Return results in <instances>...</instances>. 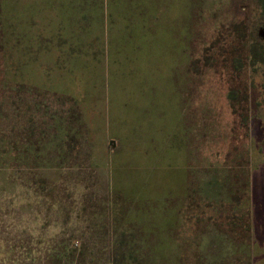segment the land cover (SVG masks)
<instances>
[{
    "label": "rangeland",
    "instance_id": "1",
    "mask_svg": "<svg viewBox=\"0 0 264 264\" xmlns=\"http://www.w3.org/2000/svg\"><path fill=\"white\" fill-rule=\"evenodd\" d=\"M262 2L162 0L149 6L147 15L157 18L149 34L157 41L161 23L158 37L169 54L164 50L160 62L179 65L173 57L186 47L189 73L176 69L165 75L162 67L161 74L146 78L126 70L125 76L137 78L110 81V114L126 126L114 137L107 96L90 95L83 102L89 120L84 166L61 175L26 165L31 143L25 129L48 118L37 110L42 96L34 84L39 82L6 79L10 69L0 46V264H264ZM22 16L20 25L28 27L31 20ZM22 33L28 40L26 30ZM141 37L132 26L124 47V60L132 66L124 69L138 64L132 55L141 52ZM72 65L82 69L78 62ZM82 70L86 74V66ZM60 83L65 82H55ZM70 83L76 94L94 85ZM53 93L46 101L51 110L65 112L74 105L68 99L60 104L61 92ZM170 115L177 157L168 163ZM187 131L189 146L182 145ZM15 142L23 155L18 162ZM123 180L135 192L120 199L111 189ZM245 183L251 230L230 232L225 217L232 209L239 205V220L244 219ZM216 193L220 201L207 206L204 197ZM176 239L180 248H167ZM144 242L148 247L141 246Z\"/></svg>",
    "mask_w": 264,
    "mask_h": 264
},
{
    "label": "crops",
    "instance_id": "2",
    "mask_svg": "<svg viewBox=\"0 0 264 264\" xmlns=\"http://www.w3.org/2000/svg\"><path fill=\"white\" fill-rule=\"evenodd\" d=\"M11 1L14 0H0V46L5 50L6 64L10 69L6 73V79L17 82H46L47 95L54 94V91L61 92L58 99L63 97V100L58 102L62 105L66 104L65 100L74 97L70 100L74 104L70 109L79 111L83 122V134L74 142L78 146L79 152L76 154H79L80 158L83 144L86 146L87 142L85 133L89 131L88 114L83 102H87L90 95L107 96V114L111 121L110 137H114L120 128L126 126L121 125L120 120L114 121L110 114V81L137 78L125 76L126 70L140 77L145 75L146 78L149 75L152 78L161 74L162 67L165 75L176 69L186 75L189 73L192 59L189 53L185 52L186 47L178 50L176 46L178 51L173 59L179 65L168 59L162 63V52L165 50L164 54H169L166 45L161 44L158 37L161 34V23L157 21V41L154 40L153 32L149 34L153 30V21L157 18L148 16L147 8L155 2L161 3L162 0H31L30 3L24 0H16V3ZM137 7L138 10L135 9ZM22 14L23 20L24 14L31 20L28 27L20 25ZM6 16H12V19H7ZM132 26H138L141 31V52L132 55L138 57V64L132 69H124L125 66H132L124 60V47L130 38ZM24 30L30 35L28 40L24 39ZM153 56L157 60H153ZM74 62L81 64L82 69L86 66V74L82 69H72ZM31 66H34V69ZM24 67L26 73L23 72ZM11 70H14V73ZM58 81L65 83L56 85L55 82ZM70 82H93L94 85L92 89L87 87L83 89L84 93L76 94ZM99 107L96 104V111ZM101 115L102 109L99 112L100 128L103 124ZM90 145L91 143L88 147Z\"/></svg>",
    "mask_w": 264,
    "mask_h": 264
},
{
    "label": "trees",
    "instance_id": "3",
    "mask_svg": "<svg viewBox=\"0 0 264 264\" xmlns=\"http://www.w3.org/2000/svg\"><path fill=\"white\" fill-rule=\"evenodd\" d=\"M263 7V14H262V20L264 22V0L261 3ZM35 87H37L36 90L39 91L40 95L42 96L40 100L37 103V110L44 111V116L48 118V120L44 121V123H41V125H33L27 126L25 129V135H27V140L29 143H31V146L29 149H25L26 156L28 157L26 162V165L31 167L32 169H39L44 170L48 169V173L50 174L52 171L58 175V173L61 175L63 171L69 170V169H78L84 166L82 162V158L79 157V154L77 155L78 146L74 143L77 141L78 136L83 134V122H82V115L79 111L73 110H67L68 112H60L58 110H51V108L46 107V101L49 100L50 96L47 94L46 88L47 83H35ZM74 97H70V100H73ZM59 100H63V97H60ZM51 112H54L52 114ZM174 116L171 119L167 120L166 124V130L171 131V133L167 132L165 133V139H167V145H166V157H169L168 163L171 162L170 157L175 158L177 157L176 151L177 147L175 146V134L172 135L171 130V120H173ZM183 130V129H182ZM184 134V130L182 132ZM184 137V135H183ZM182 137V145L186 144L187 146L190 144V134L187 131V134L185 137ZM35 138V139H34ZM169 140V143H168ZM15 154L14 159L15 162H18V160L23 159V155H21L19 149L17 148V142H15ZM23 149V148H22ZM79 152V151H78ZM168 159V158H167ZM151 160V157H150ZM91 162V161H90ZM94 163H92L93 165ZM175 164V166H173ZM177 166L175 160L169 164V168L174 169ZM123 181H126L123 183ZM119 183V187L114 190L111 189V193L114 192L119 198L121 199V195L125 194L126 196H129L133 193L135 189L132 187L131 184L127 182V180H123ZM236 182V180L234 179ZM131 185V186H130ZM250 184L245 183V192L248 193V196L245 197V204L242 207L243 210H241V213L243 218L242 220H239V215L237 213L238 207H235L232 209L233 214L231 216L225 217L228 220V226L230 228H227L230 232H238V228L242 227V229H245L247 231L251 230V224H250V215H251V208H250ZM115 187V184H114ZM205 201L207 202V206H213L214 203H218L221 199V193H216L215 195H207L204 197ZM130 202V200H128ZM221 211V208H220ZM222 217V216H220ZM191 220L189 219L187 223H190ZM241 222L242 224H240ZM227 223V222H226ZM221 224H225V220L223 222L221 221ZM227 225V224H226ZM221 231V229H220ZM222 232V231H221ZM180 242L176 239L175 243L170 245V243L167 245V248L169 247L172 249L173 246H176L177 248H180ZM142 247H148V244L146 245L141 243ZM150 248H154V242L152 243ZM175 256V254H173ZM177 258L179 256H176ZM168 263V262H167ZM155 264V263H151Z\"/></svg>",
    "mask_w": 264,
    "mask_h": 264
}]
</instances>
